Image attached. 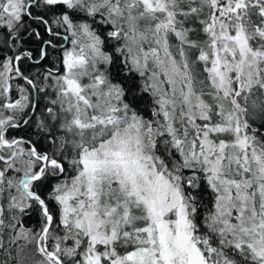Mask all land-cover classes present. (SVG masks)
<instances>
[{"label": "snow or ice", "instance_id": "1", "mask_svg": "<svg viewBox=\"0 0 264 264\" xmlns=\"http://www.w3.org/2000/svg\"><path fill=\"white\" fill-rule=\"evenodd\" d=\"M0 264H264V0H0Z\"/></svg>", "mask_w": 264, "mask_h": 264}]
</instances>
